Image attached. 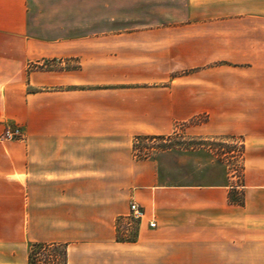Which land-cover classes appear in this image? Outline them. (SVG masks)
<instances>
[{"label":"crops","instance_id":"0c3cea01","mask_svg":"<svg viewBox=\"0 0 264 264\" xmlns=\"http://www.w3.org/2000/svg\"><path fill=\"white\" fill-rule=\"evenodd\" d=\"M180 123L239 137V183L137 157ZM34 243L64 264H264V0H0V264Z\"/></svg>","mask_w":264,"mask_h":264},{"label":"rangeland","instance_id":"374dc122","mask_svg":"<svg viewBox=\"0 0 264 264\" xmlns=\"http://www.w3.org/2000/svg\"><path fill=\"white\" fill-rule=\"evenodd\" d=\"M202 116L197 121H202ZM178 129L171 135L144 137L134 143L137 157L156 155L160 152L170 153L175 163L172 170L173 180L189 184H210L219 182L220 178L230 177L231 183H239L240 143L239 137L229 134L194 135L186 127L188 123L177 124ZM58 257L63 263L64 247L57 245L45 253L38 254L41 264H50L51 255Z\"/></svg>","mask_w":264,"mask_h":264},{"label":"trees","instance_id":"16d2710c","mask_svg":"<svg viewBox=\"0 0 264 264\" xmlns=\"http://www.w3.org/2000/svg\"><path fill=\"white\" fill-rule=\"evenodd\" d=\"M144 137H157L154 135H139L136 136V139L139 138H144ZM56 245L52 243H34L30 247V252H29V263L30 264H41L42 261L38 259L37 255L41 253H45L47 251H51L52 248H54ZM58 257L54 254L51 255L49 258V263L50 264H59ZM64 264V260L63 263Z\"/></svg>","mask_w":264,"mask_h":264},{"label":"built area","instance_id":"2783aa9c","mask_svg":"<svg viewBox=\"0 0 264 264\" xmlns=\"http://www.w3.org/2000/svg\"><path fill=\"white\" fill-rule=\"evenodd\" d=\"M20 135H21L20 128L19 127H12V128H7L4 131L2 138L14 139ZM143 215H144V212L137 203H135V202L130 203V216L133 220H139L143 217ZM150 225L154 226L155 223L150 222Z\"/></svg>","mask_w":264,"mask_h":264}]
</instances>
